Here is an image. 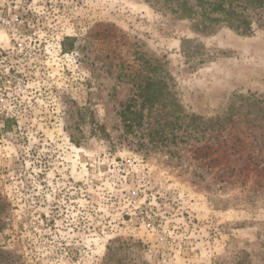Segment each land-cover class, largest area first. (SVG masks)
Wrapping results in <instances>:
<instances>
[{
  "label": "rangeland",
  "instance_id": "374dc122",
  "mask_svg": "<svg viewBox=\"0 0 264 264\" xmlns=\"http://www.w3.org/2000/svg\"><path fill=\"white\" fill-rule=\"evenodd\" d=\"M171 7L0 0V264H264V30Z\"/></svg>",
  "mask_w": 264,
  "mask_h": 264
},
{
  "label": "trees",
  "instance_id": "16d2710c",
  "mask_svg": "<svg viewBox=\"0 0 264 264\" xmlns=\"http://www.w3.org/2000/svg\"><path fill=\"white\" fill-rule=\"evenodd\" d=\"M171 3V13L179 18L197 21L203 31L215 25H224L240 35H250L254 26L264 30V0H164ZM167 85L159 77H146L136 87V93L122 107L121 121L129 130L140 129L143 126L144 109H153L164 105L167 95ZM178 106L176 102L171 103ZM260 103L253 101V111L248 115L262 112ZM264 111V110H263ZM254 112V113H253ZM257 115V114H256ZM230 119L210 120L208 129L225 131L222 124Z\"/></svg>",
  "mask_w": 264,
  "mask_h": 264
}]
</instances>
